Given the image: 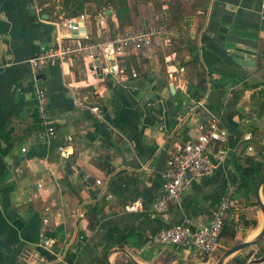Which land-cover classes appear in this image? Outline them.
Returning a JSON list of instances; mask_svg holds the SVG:
<instances>
[{"label": "crops", "instance_id": "obj_1", "mask_svg": "<svg viewBox=\"0 0 264 264\" xmlns=\"http://www.w3.org/2000/svg\"><path fill=\"white\" fill-rule=\"evenodd\" d=\"M184 1L196 9L171 27L168 45L156 39L122 61L123 75L103 76L101 54L31 68L27 60L65 34L63 17L42 13L33 0H0V264H54L55 249L42 246L41 232L60 244L75 228L85 238L68 250L73 264H264V182L257 193L255 174L240 184L245 161L264 160L259 0ZM138 11L142 29L161 26L151 2ZM104 14L101 29L86 25L93 39L109 30L107 15L117 24L112 11ZM162 15L169 17L167 8ZM37 87L54 119L47 139L42 122L34 127ZM212 117L227 130L225 161L187 183L167 212L127 211L137 198L148 208L161 195L167 143L194 138ZM229 186L237 204L212 252L152 240L174 224L208 222Z\"/></svg>", "mask_w": 264, "mask_h": 264}, {"label": "built area", "instance_id": "obj_2", "mask_svg": "<svg viewBox=\"0 0 264 264\" xmlns=\"http://www.w3.org/2000/svg\"><path fill=\"white\" fill-rule=\"evenodd\" d=\"M259 10L264 18V0H259ZM104 13H99L93 19L84 13L63 18L62 25L66 28L65 34L42 49L39 54L29 58L27 62L31 68H39L48 64L63 65L75 57L94 61L101 54L104 57V61L99 67L101 75H123L122 61L126 56L150 49L156 39L160 44L168 45L175 36L174 29L158 27L116 36L113 39H105L100 34L98 39H93L87 31L86 25L92 21L101 29V24L104 27L102 21L105 17ZM132 75L135 76V73L133 72ZM35 98L36 111L45 126L43 138L47 139L54 134L55 127L54 119L47 105L45 90L37 87ZM71 98L74 105L85 106L82 101L76 100L72 95ZM89 108L93 112L98 111L97 106ZM250 138V135H247L246 139ZM59 150L63 156L68 152L66 147H59ZM247 150L255 154L251 145L247 146ZM165 152L169 170L163 180L161 195L148 208L145 207L141 198H137L126 205L127 211L148 210L150 213H165L172 205L179 203L180 195L187 183L197 177L211 174L227 158V130L221 126L217 117H212L206 126H201L200 132L194 138L187 141H170L165 147ZM262 158L264 159V155ZM236 204L234 188L229 186L225 189L208 222L194 229L185 223L174 224L157 231L152 236V240L166 246L191 245L201 253H210L219 243L225 217L231 207ZM77 215L83 217L84 212L79 210ZM47 222L46 218L43 219L44 225ZM45 231L46 229H43L41 232V244L43 247L55 249L53 263L73 264L67 257L68 250L72 246L82 244L84 235L75 228L59 244L54 237L47 236ZM244 264L254 263L248 260Z\"/></svg>", "mask_w": 264, "mask_h": 264}, {"label": "trees", "instance_id": "obj_3", "mask_svg": "<svg viewBox=\"0 0 264 264\" xmlns=\"http://www.w3.org/2000/svg\"><path fill=\"white\" fill-rule=\"evenodd\" d=\"M151 2L154 11L157 14L159 27L170 29L173 26H179L186 14L196 9L195 2L184 0H33L36 7L42 13L53 15L55 18L74 17L79 14H88L92 19L99 13H103L108 9L112 10V14L117 20V24L112 21L111 15H107L109 30L101 33V36L108 39H113L116 36L126 35L142 31L138 6ZM167 8L169 17L162 15L163 9ZM161 15V16H160ZM91 38H94L90 35ZM132 54L126 56L130 57ZM131 64L127 63L126 71L130 72ZM198 84L201 90L204 87L205 74L198 73ZM34 127H40L41 119L37 113L34 112ZM33 127V128H34ZM3 138L4 135H3ZM241 171V185H246L245 176L248 174L256 175V182L264 174V160L261 162L254 161L248 158L245 165L242 166ZM224 226V224H223ZM223 229V227H222ZM222 232V231H221ZM47 236H52V233L46 232Z\"/></svg>", "mask_w": 264, "mask_h": 264}, {"label": "water", "instance_id": "obj_4", "mask_svg": "<svg viewBox=\"0 0 264 264\" xmlns=\"http://www.w3.org/2000/svg\"><path fill=\"white\" fill-rule=\"evenodd\" d=\"M111 9H108V10H106V12H107V14H109V13H111ZM171 88V87H170ZM249 140V139H248ZM248 140H246L248 143H247V146L248 145H251L252 147H253V145L251 144V142H250V140L248 141ZM254 149V148H253ZM254 151H255V149H254ZM263 182H264V174L260 177V179L258 180V182H257V185H256V193L258 192V190H259V188H260V186L263 184ZM263 207V206H262ZM263 211H264V207H263ZM264 234V231H263V233H262V235ZM249 243H242V244H240L239 245V247H243V246H246V245H248ZM261 261H263V259H261V260H253L252 262L254 263V262H261Z\"/></svg>", "mask_w": 264, "mask_h": 264}, {"label": "rangeland", "instance_id": "obj_5", "mask_svg": "<svg viewBox=\"0 0 264 264\" xmlns=\"http://www.w3.org/2000/svg\"><path fill=\"white\" fill-rule=\"evenodd\" d=\"M95 25V24H94ZM95 27H96V25H95Z\"/></svg>", "mask_w": 264, "mask_h": 264}]
</instances>
